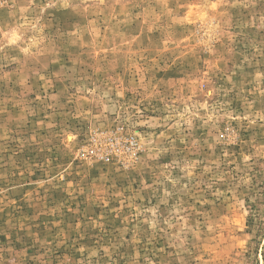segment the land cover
I'll return each mask as SVG.
<instances>
[{
    "label": "rangeland",
    "instance_id": "374dc122",
    "mask_svg": "<svg viewBox=\"0 0 264 264\" xmlns=\"http://www.w3.org/2000/svg\"><path fill=\"white\" fill-rule=\"evenodd\" d=\"M0 264H264V0H0Z\"/></svg>",
    "mask_w": 264,
    "mask_h": 264
}]
</instances>
